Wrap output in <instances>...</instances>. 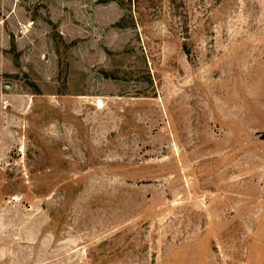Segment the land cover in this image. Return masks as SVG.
Listing matches in <instances>:
<instances>
[{
  "label": "rangeland",
  "instance_id": "rangeland-1",
  "mask_svg": "<svg viewBox=\"0 0 264 264\" xmlns=\"http://www.w3.org/2000/svg\"><path fill=\"white\" fill-rule=\"evenodd\" d=\"M0 264H264V0H0Z\"/></svg>",
  "mask_w": 264,
  "mask_h": 264
}]
</instances>
